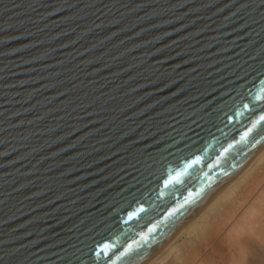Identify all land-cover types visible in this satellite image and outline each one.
Masks as SVG:
<instances>
[{"label":"water","instance_id":"obj_1","mask_svg":"<svg viewBox=\"0 0 264 264\" xmlns=\"http://www.w3.org/2000/svg\"><path fill=\"white\" fill-rule=\"evenodd\" d=\"M261 113L264 0H0V264H145Z\"/></svg>","mask_w":264,"mask_h":264},{"label":"bare ground","instance_id":"obj_2","mask_svg":"<svg viewBox=\"0 0 264 264\" xmlns=\"http://www.w3.org/2000/svg\"><path fill=\"white\" fill-rule=\"evenodd\" d=\"M263 181L264 148L145 264H165L170 259L180 260L181 246L185 242L191 247L195 240H202L209 234L221 231L236 218L245 203L247 206L240 219H245L246 216L259 217L260 208L264 206V194L260 192L257 195L256 192L260 191L259 186ZM253 195H256L254 199ZM187 263L196 264L192 258Z\"/></svg>","mask_w":264,"mask_h":264},{"label":"rangeland","instance_id":"obj_3","mask_svg":"<svg viewBox=\"0 0 264 264\" xmlns=\"http://www.w3.org/2000/svg\"><path fill=\"white\" fill-rule=\"evenodd\" d=\"M259 187L256 194H264V181ZM244 206L221 231L195 240L191 247L185 242L180 260L170 259L165 264H188L189 258L195 259L196 264H264V206L259 217L240 219L247 205Z\"/></svg>","mask_w":264,"mask_h":264},{"label":"snow or ice","instance_id":"obj_4","mask_svg":"<svg viewBox=\"0 0 264 264\" xmlns=\"http://www.w3.org/2000/svg\"><path fill=\"white\" fill-rule=\"evenodd\" d=\"M240 95L243 98V93H241ZM243 107L245 109H248V110H253V109H251L249 107V104L248 103H244ZM259 107H260V105L257 103L256 108L258 109ZM259 119H260V121H264V113L259 114ZM231 122H232V117H228V123H231ZM191 131L193 132L194 135H196V136L199 135L198 133H196L195 129H191ZM249 131H250V129H249ZM188 141H190V143ZM196 143H197L196 140H193L191 137H187V140L182 145V147H187L191 151L192 146L195 145ZM230 147H231V145H230ZM189 166H191V165H189ZM149 182H151V181H149ZM157 183H159V181H157ZM169 183H171V181H165V187H167ZM189 195H191V193H189ZM185 203H187V201H185ZM183 207H184V204H181L180 205V208H175L174 209V212H180V210ZM141 211H143V208H141ZM132 215L133 214H129V219L132 218ZM168 215H173V213L170 212ZM119 216H120V210H115L114 211V217L118 218ZM97 247H99V245H97ZM104 247L106 248L107 245H104ZM89 249H90L89 252L85 254L87 261H95V262H98L100 259L103 258V249H101V251H100L99 254L96 252V249L95 248H91L89 246Z\"/></svg>","mask_w":264,"mask_h":264}]
</instances>
